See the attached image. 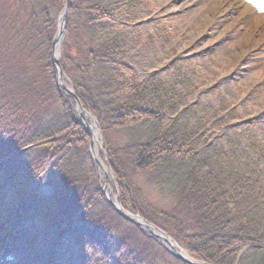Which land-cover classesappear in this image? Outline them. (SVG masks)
Listing matches in <instances>:
<instances>
[{"label":"trees","instance_id":"1","mask_svg":"<svg viewBox=\"0 0 264 264\" xmlns=\"http://www.w3.org/2000/svg\"><path fill=\"white\" fill-rule=\"evenodd\" d=\"M66 1L0 0V17L13 20L5 31L18 39L10 60H0L1 204L21 221L34 217L71 234L90 264H186L105 198L90 138L52 62ZM144 3L73 0L64 42L66 84L98 120L119 201L204 264H264V143L256 132L264 114L235 126L222 98L217 108L201 103V116L192 117L191 99L201 93L182 69L174 68L179 86L159 73L141 80L126 62L122 13ZM24 11L28 19L20 18ZM69 51H78L73 63ZM118 132L127 136L124 146L112 140ZM145 191L162 197L166 208ZM78 225L105 233L110 250L93 246Z\"/></svg>","mask_w":264,"mask_h":264},{"label":"rangeland","instance_id":"2","mask_svg":"<svg viewBox=\"0 0 264 264\" xmlns=\"http://www.w3.org/2000/svg\"><path fill=\"white\" fill-rule=\"evenodd\" d=\"M146 2L148 9L142 13L140 21L131 24L123 41L124 48L126 46V62L134 68L141 80L159 73L165 81L179 86V76L174 73V68L182 69L180 75L186 77L191 86L201 93L191 99L192 117L201 116V103L209 108H217L223 99L226 110L231 113V119L233 116L236 118L235 126L257 119L264 112V0ZM64 52L56 55L61 70ZM77 53L78 51H69L70 63H73V59H78L75 55ZM181 59H188V62L182 65L179 64L182 62H175ZM54 67L58 80V69L55 64ZM58 87L73 100V95L78 98L71 85L69 88L72 92L64 91L59 82ZM218 87L220 90H216ZM256 132L264 143V124ZM95 136L94 147L103 164V167L98 166V180L104 195H109L111 191L112 198L116 199L118 194L114 186L117 181L102 157L105 142L102 144L96 131ZM112 140L124 146L127 136L118 132L113 134ZM43 144L44 142L35 143L31 148ZM89 150L91 152L90 145ZM145 192L149 199H153L163 209L166 208V201L162 197L154 192ZM2 206L0 202V207ZM15 229V239L2 259L11 254V257L18 258L16 264H46L47 256L55 250V264H90L76 249V240L72 241L73 237L68 233L59 237L56 231L46 229L35 221H29L25 225L20 223ZM80 231L87 233L93 246H104L106 252L110 250L101 231L94 232L85 225L80 227ZM29 240L34 244L30 249L27 247ZM89 255L88 258L93 263L92 253ZM2 259L1 262H4Z\"/></svg>","mask_w":264,"mask_h":264},{"label":"water","instance_id":"3","mask_svg":"<svg viewBox=\"0 0 264 264\" xmlns=\"http://www.w3.org/2000/svg\"><path fill=\"white\" fill-rule=\"evenodd\" d=\"M69 9H70V6H66L65 8V11H64V16H63V22L61 23L60 25V28H59V37L57 39L58 42H60V46L62 47V44H61V41L62 39L64 38L65 36V29H66V25L68 23V14H69ZM56 46L57 44H55V49H54V56H53V62L54 64L56 65L57 69H58V82L60 84V87L64 90V91H67V92H72V89L70 88H67L64 84V73L63 71L61 70L60 68V63L56 57V55H60L62 53V51L59 50H56ZM60 47V48H61ZM74 99H75V102L77 104V109H78V113L81 117V119L83 121H85V126H86V129H87V132L88 134L90 135L91 137V152H92V155L96 161V163L100 166V167H103V164L102 162L100 161L99 159V156H98V152L96 151L95 149V144H94V133H93V128H96L101 139L103 140V137H102V132L100 131V129L97 128V121L89 114L87 113L79 99L73 95ZM87 120H89L91 122V125L92 126H89V123L87 122ZM105 173H106V170H104ZM107 195V194H106ZM107 198L109 200V202L115 207L116 211L121 215V217H123L124 219H126L127 221L129 222H132L134 223L135 225H137L138 227L140 228H143V229H146L148 230L153 236H155L156 238L160 239L168 248L169 250L180 260L188 263V264H203L201 262H198V261H195L193 260L189 254L185 251H183L175 242L172 241V239L167 236L162 230H160L159 228H157L156 226L150 224L148 221H146L145 219H142L141 217L139 216H134L132 215L131 213L127 212V211H124L122 209V207L117 204L116 202H114L112 200V193L111 191L109 192V195H107Z\"/></svg>","mask_w":264,"mask_h":264},{"label":"bare ground","instance_id":"4","mask_svg":"<svg viewBox=\"0 0 264 264\" xmlns=\"http://www.w3.org/2000/svg\"><path fill=\"white\" fill-rule=\"evenodd\" d=\"M146 0H145V3L143 4V5H141V6H139V4H137L136 5V9L134 10V14L132 13V12H130L128 15H126V17H125V13L123 12L122 13V17L125 19H127V22H125L124 20H123V22L125 23H123V26H126L127 27V29H129V27L131 26V24H132V21H133V19L134 18H136V17H138V21H140L141 19H142V13H144V12H146V10L148 9V8H146ZM72 4H73V0H67L66 1V4H65V7H64V10L62 11V14L60 15V17H59V19L60 18H62L63 16H64V11H65V8H66V6H70V8H71V6H72ZM124 8H125V6H124ZM69 14H68V17H70V9H69ZM21 14H23V15H20V18H22V19H28L27 17H25L24 15H26V11H24L23 13H21ZM3 17H5V18H3ZM119 17V16H118ZM122 17H119V21L120 22H122ZM7 23H13V20L10 18V17H8V15L7 16H2V17H0V31L4 34L3 35V37L5 38V41H2V43H0V53H2V54H0V60H10V57H12L13 56V52H11V51H9L10 49H12L13 47H14V45H12V42L14 41V40H16L17 42H18V39H12V38H14V37H16V33L13 31V30H10V31H5V29H7V27L8 26H6V24ZM68 23H67V25H66V27H67V29H68ZM66 29V30H67ZM8 30V29H7ZM59 28H58V31H57V33H56V35L54 36V39H53V47H52V56L54 55V49H55V44H57V46H56V50H59L60 49V51H62V53H63V51L65 50V46H64V42H65V37L62 39V41H61V44H62V47L60 46V42H58L57 41V39H58V37L60 36L59 35ZM12 37V38H11ZM8 41H11L10 43H8ZM8 43V44H7ZM61 47V48H60ZM5 64H7V63H5ZM57 85H58V80H57ZM60 85V84H59ZM67 88H69V86L67 85V84H64ZM78 108V107H77ZM76 111L78 112V109H76ZM79 116V115H78ZM88 134V133H87ZM160 229V228H159ZM160 230H162V229H160ZM163 231V230H162ZM183 251H185V252H187L188 253V251H186L183 247H181L180 245H178ZM180 261H182V260H180ZM183 263H186V262H184V261H182ZM186 264H188V263H186Z\"/></svg>","mask_w":264,"mask_h":264},{"label":"snow or ice","instance_id":"5","mask_svg":"<svg viewBox=\"0 0 264 264\" xmlns=\"http://www.w3.org/2000/svg\"><path fill=\"white\" fill-rule=\"evenodd\" d=\"M262 9H264V6H262Z\"/></svg>","mask_w":264,"mask_h":264}]
</instances>
